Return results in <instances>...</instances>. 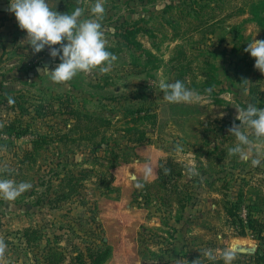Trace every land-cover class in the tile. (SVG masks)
<instances>
[{
    "label": "rangeland",
    "instance_id": "374dc122",
    "mask_svg": "<svg viewBox=\"0 0 264 264\" xmlns=\"http://www.w3.org/2000/svg\"><path fill=\"white\" fill-rule=\"evenodd\" d=\"M48 3L69 14L82 7V18H93L95 0ZM241 4L104 0L101 23L117 60L107 74L95 69L57 84L38 69H54L59 58L50 57L47 46L33 54L9 0H0V167L12 169L0 178L32 184L11 207L0 199L5 264H78L92 246L111 247L104 264H225L223 253L234 244L264 255V240L248 228V216L264 218V162L253 167L228 155L236 143L228 129L240 123L235 108L250 104V86L264 95V74L244 51L256 34L264 40V11L259 19L237 15ZM197 14L213 19L197 30ZM136 27L142 28L138 45L128 48L119 33ZM178 79L201 99L163 100L159 83ZM143 105L152 112L133 116L132 109ZM73 109L92 117L89 130L99 124L97 115L112 125L96 136L86 128L68 135ZM122 130H145L150 143L134 156ZM94 144L103 148L94 151ZM158 160L165 167L157 175ZM167 161L182 169L181 176ZM146 165L153 169L147 178ZM72 190L76 194L63 197ZM227 200L241 201L238 218L228 217ZM244 260L252 264V256Z\"/></svg>",
    "mask_w": 264,
    "mask_h": 264
},
{
    "label": "clouds",
    "instance_id": "9594fccd",
    "mask_svg": "<svg viewBox=\"0 0 264 264\" xmlns=\"http://www.w3.org/2000/svg\"><path fill=\"white\" fill-rule=\"evenodd\" d=\"M77 3H82V0H77ZM8 11L14 13L19 28L26 32L23 42L31 47L33 54L47 46L50 57L59 58L60 63L54 69L48 65L38 69L53 83L68 84L78 74L91 75L95 69L101 74H107L117 60V56L107 50V39L101 23L105 16L104 0H95L89 9L93 18L87 19L82 18L85 11L82 7H76L71 14L61 13L53 10L48 0H9ZM255 36L244 51L255 59V69L264 74V40H256ZM56 45L59 47H54ZM242 82L251 83L246 79ZM158 87L163 93V100L170 104H192L201 99L200 93L188 88L181 80L162 81ZM8 103L14 104V100L9 98ZM235 109L234 121L240 123L234 122L228 129L229 134L236 139L228 155L237 156L245 163L250 161L253 167H259L264 162V108L248 104L246 108ZM176 151L180 152L182 148L178 145ZM5 172L11 174L12 169L8 166L0 167V173ZM189 172L196 174L194 168H189ZM143 173L145 178L151 176L152 167L146 165ZM31 188L29 182L17 183L11 178H0V199L11 207L17 198ZM6 251L7 244L0 236V264H5ZM204 255L215 260L211 251ZM236 255V249L229 248L224 251L222 258L225 264H232ZM193 264H197V260Z\"/></svg>",
    "mask_w": 264,
    "mask_h": 264
},
{
    "label": "trees",
    "instance_id": "16d2710c",
    "mask_svg": "<svg viewBox=\"0 0 264 264\" xmlns=\"http://www.w3.org/2000/svg\"><path fill=\"white\" fill-rule=\"evenodd\" d=\"M142 2H145L146 0H141ZM212 1H217V0H212ZM221 1V0H218ZM240 2H242V4L239 6V8L237 9V15H246V14H250L252 17L254 18H258L259 16H261V12L264 11V0H240ZM201 9H204V6H201V4L198 5ZM197 13V12H196ZM198 16V14H197ZM204 19V20H203ZM213 18H208L205 19L203 17L198 16V28L197 30L200 29L201 26L206 25L207 22L208 24L210 23V21H212ZM260 21H264V19H260ZM234 30L238 31V28H234ZM142 31V28L140 27H136V28H126L123 29L119 35L120 37L124 40V42L126 43L125 45L129 48V46L131 45H135L138 43L136 42V38L137 35ZM239 34V32H238ZM206 65H208L210 68H215V65L211 64L210 61H206L205 63ZM179 80V79H178ZM186 85V82H185ZM1 88V87H0ZM0 92H2V89L0 90ZM260 95V96H259ZM249 103L253 104L255 106H258L259 108H264V95L263 94H259L256 93L255 91V87L250 86V97L248 98ZM63 108V107H62ZM132 115H139L142 113H151L153 110L152 106H140L138 108L132 109ZM71 115H74L75 117V123L73 124L72 128L68 129L67 134L70 135V132H74L77 128L82 129V131L84 128H86L87 130H89V128L91 127L90 125V121H92V117L90 115H82L79 110H75L73 109L71 112H69ZM97 121H99V124L95 125L96 127L94 128V130H89V132H93L94 136L100 134L101 130H108V128L111 127V121H107L105 118H102L100 115H97ZM90 120V121H89ZM122 132L124 133V137L127 138V142L131 144L130 148L128 149L129 151L133 152L134 156H138V150L143 147L148 145L150 142H148V138H146L147 135V131L145 130H136V131H131V130H122ZM67 134H61V138H66ZM126 135V136H125ZM104 137V136H103ZM105 139V138H103ZM103 148V145L101 144H94L92 150L97 151V150H101ZM124 155H129L128 152L124 151ZM167 167L170 166L171 169H176L178 171L177 174L179 176H181V171L182 169L176 165L171 163L170 161H167ZM170 162V163H169ZM163 162H161L160 160H158V164L156 166V172L157 175L158 173L161 171L162 168H164L165 166L162 165ZM79 182V180H78ZM74 194H76V192L74 190H72V192H70V194L67 196L66 194H63L64 198H68L73 196ZM241 205V201L239 200L237 203L232 204V202L230 200L224 201V209L228 215V217L230 219L233 218H238V210L240 209ZM128 217L127 214H123L122 217ZM239 222L240 224H242V226L244 225V220L242 218H239ZM264 227V218H252V216H248V228L252 231V232H258V238L261 240H264V230H262L261 228ZM260 228V229H259ZM101 242H104V240L102 239ZM111 255V247L106 246V247H101V246H92L89 247L87 249V252L83 251L81 253L80 256H78L77 260H78V264H104L107 259L110 257ZM264 255H260L257 254V256L255 257V260L250 263L252 264H264L263 262V258Z\"/></svg>",
    "mask_w": 264,
    "mask_h": 264
},
{
    "label": "water",
    "instance_id": "95a60500",
    "mask_svg": "<svg viewBox=\"0 0 264 264\" xmlns=\"http://www.w3.org/2000/svg\"><path fill=\"white\" fill-rule=\"evenodd\" d=\"M233 248L236 249V253L251 254V255L256 254L258 250L257 247L255 246H247L242 244H236Z\"/></svg>",
    "mask_w": 264,
    "mask_h": 264
},
{
    "label": "crops",
    "instance_id": "0c3cea01",
    "mask_svg": "<svg viewBox=\"0 0 264 264\" xmlns=\"http://www.w3.org/2000/svg\"><path fill=\"white\" fill-rule=\"evenodd\" d=\"M236 244H234L235 246ZM247 245V244H245ZM233 246V247H234ZM248 246V245H247ZM251 246V245H250ZM257 254H260V255H263L261 251L257 250L256 254L254 255H251V254H240V253H237L236 255V258L234 259V262H232V264H244L243 261H245L244 259L248 258V257H251L252 256V260L254 261L255 260V257L257 256ZM242 262V263H239V262Z\"/></svg>",
    "mask_w": 264,
    "mask_h": 264
}]
</instances>
